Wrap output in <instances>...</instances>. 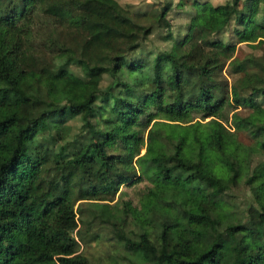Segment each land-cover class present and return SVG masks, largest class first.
<instances>
[{"label": "trees", "instance_id": "obj_1", "mask_svg": "<svg viewBox=\"0 0 264 264\" xmlns=\"http://www.w3.org/2000/svg\"><path fill=\"white\" fill-rule=\"evenodd\" d=\"M62 5L0 0V264H103L83 249L106 234L110 264H264V56L233 57L264 42V0L133 11L105 56L88 9L114 6Z\"/></svg>", "mask_w": 264, "mask_h": 264}, {"label": "rangeland", "instance_id": "obj_2", "mask_svg": "<svg viewBox=\"0 0 264 264\" xmlns=\"http://www.w3.org/2000/svg\"><path fill=\"white\" fill-rule=\"evenodd\" d=\"M65 0H41V2L45 3L47 7L52 12H58L59 15H66L72 13V9H69L67 12L64 10L67 9V6H63L62 3ZM110 4L114 6L113 9L96 5L88 9L89 21L96 22L98 28L96 29L94 26L89 25L90 29H86L91 38V46L90 49L98 52V55L105 56L107 54V49L112 51H117L118 49L125 46L128 42H134L137 40L135 34V28L132 27L129 23L124 21L122 17L132 18L133 11H144L154 9L156 6H160L164 4L166 0H107ZM176 3L177 0H173ZM213 4H221L227 0H209ZM177 10H174L176 12ZM135 18V16H133ZM171 24H173V29H179L180 25L183 23V20L177 18L174 13L170 14L166 18ZM108 25L112 27V31L106 32L101 29V25ZM164 28L160 27L155 31L154 35L151 36V42H147V46H150L151 43L156 48H161L165 45V43L157 37V33L161 32ZM225 38V36H223ZM264 56V42L262 44H249V43H239L236 45V50L233 54V57L237 58H246V57H254L261 58ZM223 60H218V63ZM263 75L260 74V77ZM107 79L104 78L102 81L98 83L101 86L106 84ZM26 106L21 105L19 113L23 114L26 112ZM72 125V131H77L78 126L81 124L79 119H75L69 122ZM244 143H249V140L244 137V135H240L239 137ZM146 181L136 184L130 187H122L121 191L124 193L121 196L123 200L131 201L132 205H137L139 196L143 193ZM122 193V194H123ZM122 201V200H121ZM92 204V203H91ZM99 208L98 206H95ZM111 219L114 222H126V228H130V222L132 220L131 215L128 213H124L122 209V203L119 201L111 203ZM113 238H111L106 234L103 237V240L100 242H93L89 244L87 247H84L83 251H86L87 254H91L93 258H101V262L103 264H110V258L107 256V251L112 249ZM107 256V257H106ZM119 262L122 260L119 259ZM125 264H129L128 261H125Z\"/></svg>", "mask_w": 264, "mask_h": 264}]
</instances>
